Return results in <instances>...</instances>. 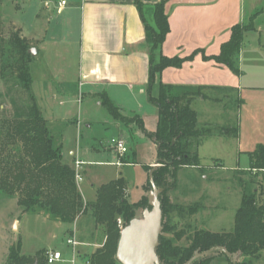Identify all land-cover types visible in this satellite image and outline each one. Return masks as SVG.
Returning a JSON list of instances; mask_svg holds the SVG:
<instances>
[{"label": "rangeland", "instance_id": "374dc122", "mask_svg": "<svg viewBox=\"0 0 264 264\" xmlns=\"http://www.w3.org/2000/svg\"><path fill=\"white\" fill-rule=\"evenodd\" d=\"M56 5L57 0H2L1 32L5 37L11 32H18L36 50L29 64L32 76L30 90L46 119L53 143L60 147L61 160L70 166H73L74 156L84 161L80 169L81 180L76 182L84 202L96 197L99 185L119 176L126 180L128 200L137 201L143 195L147 196L151 188L146 180L149 171L155 170L153 165L150 167V163L157 160L156 145L137 127L133 130V145L126 153L133 164L115 165L114 152L109 148L111 140L117 137L116 121L107 107L101 104L103 91L92 94L76 84L80 58L79 20L76 15L67 19L59 14ZM261 22L264 24V17ZM43 36L44 40L41 41ZM258 41L255 39L256 43ZM260 41L264 43V35ZM262 52L264 54V49ZM74 81L75 84H72ZM156 91L154 86L152 93L155 94ZM128 94L129 97L125 96V101L121 102L122 109L128 112L129 106L137 107L141 111L139 114H143L145 127L153 129L158 114L157 107L146 101V97L141 96L136 89ZM25 95L15 78H0V118L11 115ZM116 99L119 97L116 96ZM209 104L203 106L205 111L209 110L206 106L213 105L212 108L217 109L218 105ZM195 107L202 105L197 106L196 103ZM210 114L215 115L213 112ZM203 126L205 125L201 127ZM224 127L232 126L225 124ZM214 133L216 134L215 131ZM117 138L126 146L129 144L124 137ZM246 139L249 140V134L245 130L244 141ZM230 149L231 145H217L216 139L211 137L204 143L199 154L201 168L179 167L175 172L171 167L168 168L166 177L174 184H169L166 194L172 203L185 208L181 211L171 209L162 215L161 224L170 228V231L163 232L162 226L160 233L171 238L173 243L185 244V236L194 229L231 231L234 214L244 190L255 189L258 201L264 199V193L260 196V192H264V178L259 179L261 182L257 184V174L248 170H236L235 163L229 160L232 155ZM215 152L222 154V166L218 165L217 160H212V153ZM147 167L151 169L148 170ZM195 204L199 206L197 211L188 214L186 208ZM141 210V207L136 208L135 216ZM181 230L185 233L184 236L175 241L172 232ZM73 236L76 239L75 253L66 242L67 238ZM104 239L103 226L95 224L88 209L77 216L73 223H65L51 218L43 209L22 212L16 196L9 197L0 193V264H6L9 248L18 240L20 253L27 257L36 259L39 256L42 260L39 251L46 258L48 250L56 249L60 251L61 259L50 264H88L89 255L103 244ZM210 264L229 262L221 254L214 253ZM257 264H264V259Z\"/></svg>", "mask_w": 264, "mask_h": 264}, {"label": "trees", "instance_id": "16d2710c", "mask_svg": "<svg viewBox=\"0 0 264 264\" xmlns=\"http://www.w3.org/2000/svg\"><path fill=\"white\" fill-rule=\"evenodd\" d=\"M133 3L144 24L145 42L148 46L147 97L158 109L155 129L147 130L138 115L126 116L120 113L119 108L104 93L101 94V104L107 107L115 120L125 124L135 122L144 135L156 144L158 166L151 176L155 186L161 189L158 200L164 216L171 209H185L172 203L166 194L169 184H174L166 177L168 168L171 167L173 172L179 167L201 168L196 148H191L192 141L214 131L236 137L238 126L197 127L196 112L191 107V101L196 95L206 98L198 90L178 93L175 86L159 82L157 92L152 93L156 77L164 68L179 67L193 54L185 57L162 54L161 45L169 31L168 18L164 11L165 0L152 5V24L146 22L143 16L142 2L133 0ZM1 26L0 15V78H15L26 95L15 106L11 115L0 118V193L9 197L16 196L22 212L43 209L51 218L65 223H73L77 216L88 209L95 224L103 226L105 233L103 244L91 252L87 259L88 264H120L115 258L120 232L117 219L120 217L122 225L125 226L135 216L136 208L147 206V196L143 195L137 201H129L126 196V180L119 176L99 185L96 197L84 202L75 181L74 161L73 166H70L61 160L60 147L53 143L46 119L31 93L32 76L29 64L33 57L28 52L31 46L18 32L3 36ZM252 29L254 27L250 23L233 24L230 27V36L220 45L218 54L204 55L203 58L213 59L239 74L238 54L242 37L244 32ZM248 157V171H264V143L257 144L248 152ZM122 161L132 162L127 155ZM146 181L151 187L149 175ZM263 193L260 192V196ZM198 208L195 204L186 209L188 214H193ZM162 226L163 232L170 231L163 223ZM184 234L183 230L174 231L172 238L178 241ZM185 241L183 245L175 244L171 238L160 233L155 249L160 262L186 264L196 251L201 253L210 250L195 258L191 264H210L214 253L221 254L229 264H251L252 259L258 257L264 249V199L258 201L255 189L244 190L234 214L231 231L194 229L188 232ZM225 251L231 256L238 255L240 260L231 261ZM38 254H41L42 260L39 256L34 259L22 255L18 240L9 248L6 264H48L42 251Z\"/></svg>", "mask_w": 264, "mask_h": 264}, {"label": "crops", "instance_id": "0c3cea01", "mask_svg": "<svg viewBox=\"0 0 264 264\" xmlns=\"http://www.w3.org/2000/svg\"><path fill=\"white\" fill-rule=\"evenodd\" d=\"M64 1L61 4L57 0L56 11L67 19L76 15L80 24L77 87L85 88L92 94L103 91L114 101L120 113L126 116L138 115L144 125L143 114H139L141 111L137 107L129 106L128 112L121 107L125 96L129 97L128 93L134 89L148 101V46L144 24L133 0ZM140 1L146 22L152 24V5L160 0ZM45 5L48 6L47 1ZM164 11L169 31L161 45L162 54L180 57L193 55L179 67L164 68L156 77L154 86L157 89L161 82L175 86L178 93L198 90L206 96L203 98L196 95L191 101V107L196 112L197 127H224L230 124L238 126V134L236 137L219 133L199 136L192 141L198 157L204 143L212 137L216 139L217 145L232 146L229 160L235 163L236 170H248V152L257 144L264 143V43L260 41L264 35V24L261 22L264 17V0H165ZM242 22L250 23L254 29L243 34L238 54L239 74L213 59L203 58L204 55L218 54L220 45L230 36V27ZM255 39L259 40L258 43ZM43 40L44 36L41 38ZM196 103L202 107H195ZM209 103L218 105L217 109H213L212 105L206 106L209 110L205 111L203 106ZM212 112L215 115H211ZM115 121L117 137H124L129 142L123 155L109 148L114 152L115 165H132V162L125 163L122 160L133 145V130L137 125L135 122L125 124ZM245 130L249 140L244 141ZM212 156V160H217L218 165L222 166V154L215 152ZM75 159L84 165L81 158L74 156L73 161ZM154 163H150L151 166ZM252 172L257 174L256 183L259 184L264 178V171ZM93 245L96 246L95 243ZM262 259L264 249L258 257L252 259L251 264H257Z\"/></svg>", "mask_w": 264, "mask_h": 264}, {"label": "water", "instance_id": "95a60500", "mask_svg": "<svg viewBox=\"0 0 264 264\" xmlns=\"http://www.w3.org/2000/svg\"><path fill=\"white\" fill-rule=\"evenodd\" d=\"M28 52L34 55L36 50L29 48ZM157 166L158 161L156 160L153 169ZM151 175L152 170L149 171L151 188L147 193V206L142 208L138 216L131 218L119 232L115 258L120 264H163L155 251L162 229V211L158 200V193L161 189L155 186ZM209 251L201 253L196 251L186 264H191L195 258ZM225 254L233 262L238 258V255L231 256L226 251Z\"/></svg>", "mask_w": 264, "mask_h": 264}, {"label": "built area", "instance_id": "2783aa9c", "mask_svg": "<svg viewBox=\"0 0 264 264\" xmlns=\"http://www.w3.org/2000/svg\"><path fill=\"white\" fill-rule=\"evenodd\" d=\"M60 3L61 4H64L65 1L64 0H60ZM111 148L115 149L116 152L119 154V155H123L126 150H127V147L126 145L124 144V142L122 140H119L117 137H114L112 140H111V144H110ZM82 161L78 160V159H75L74 160V170H75V181L76 182H79L81 180V175H80V167L82 165ZM119 164V162H118ZM118 226L120 228H122V222L120 219H118ZM67 244L71 245L72 246V249H73V253L74 252V246L76 245V239L73 237L71 238H67L66 240ZM61 259V253L59 250H56V249H51V250H48L46 252V261L48 264L50 263H53L55 261H58Z\"/></svg>", "mask_w": 264, "mask_h": 264}]
</instances>
